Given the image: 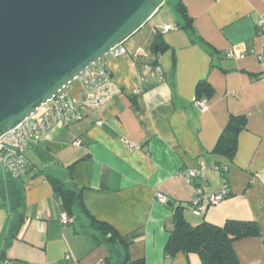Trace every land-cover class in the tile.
I'll list each match as a JSON object with an SVG mask.
<instances>
[{"label": "crops", "instance_id": "0c3cea01", "mask_svg": "<svg viewBox=\"0 0 264 264\" xmlns=\"http://www.w3.org/2000/svg\"><path fill=\"white\" fill-rule=\"evenodd\" d=\"M178 2L192 20L190 29L181 26ZM123 46L125 54L104 58L120 92L30 142L26 155L34 171L16 179L0 171V259L98 264L109 248L91 233L94 219L124 236L129 260L202 264L194 252L165 253L173 207L181 205L193 225L255 221L259 233L236 239L233 249L239 264H264V0H165ZM201 81L209 86L204 111L194 103ZM69 94L83 95L80 79ZM231 116L245 123L234 151L224 154L215 147ZM74 138L82 143L73 145ZM203 162L226 167L228 194L196 215L184 171ZM222 177L207 169L203 191H217ZM52 178L81 188L87 213L63 224Z\"/></svg>", "mask_w": 264, "mask_h": 264}, {"label": "water", "instance_id": "95a60500", "mask_svg": "<svg viewBox=\"0 0 264 264\" xmlns=\"http://www.w3.org/2000/svg\"><path fill=\"white\" fill-rule=\"evenodd\" d=\"M164 2L0 0V136L123 45Z\"/></svg>", "mask_w": 264, "mask_h": 264}, {"label": "built area", "instance_id": "2783aa9c", "mask_svg": "<svg viewBox=\"0 0 264 264\" xmlns=\"http://www.w3.org/2000/svg\"><path fill=\"white\" fill-rule=\"evenodd\" d=\"M165 31L167 28L161 30V32ZM125 53V47L118 45L112 48L108 54L118 57ZM140 54H142L141 49L136 52V55ZM226 55L230 57L232 54L227 52ZM77 79L82 82L83 95H70L69 84L62 88L53 99L42 104L29 117L0 136V171L6 172L15 179L20 178L27 171H34L35 168L26 155V147L30 142L42 141L53 125L67 126L80 120L86 110L100 106L113 99L120 92V88L113 81L111 71L104 58L86 67ZM194 103L201 111L207 109L205 98H194ZM71 143L80 145L82 140L74 138ZM131 145L138 147V145ZM209 168L220 172L226 171L225 166L220 167L214 162L210 164L203 162L199 166L184 171L187 181L193 184L190 207L196 215H203L208 207L217 205L228 194L227 179L224 176L222 177V185L217 191L208 194L203 191L201 182L204 172ZM158 197L162 198L160 194ZM60 220L63 224L69 223L70 216L66 211L61 213ZM1 264L17 263L5 258ZM98 264H104V261L102 260Z\"/></svg>", "mask_w": 264, "mask_h": 264}, {"label": "trees", "instance_id": "16d2710c", "mask_svg": "<svg viewBox=\"0 0 264 264\" xmlns=\"http://www.w3.org/2000/svg\"><path fill=\"white\" fill-rule=\"evenodd\" d=\"M175 8L183 22L181 26L190 29L192 20L187 15L184 6L178 2ZM208 87L206 82H199L195 98L208 95ZM244 123L245 119L242 116H231L218 139L215 150L224 154L233 152L237 133L243 128ZM221 173L225 177L224 172L221 171ZM50 181L61 199L64 211L69 216L77 217L80 213H87L81 199V188L54 178ZM89 225L94 238L109 248V255L104 260V264H143V260L128 259L127 241L110 225L94 219H90ZM258 233L259 227L253 220L228 219L223 225L203 220L193 225L185 219L183 207L178 205L173 207V227L169 232L165 253L173 256L178 252L185 254L194 252L198 254L202 264H239L233 249V242L236 239L255 236ZM4 259H0V264Z\"/></svg>", "mask_w": 264, "mask_h": 264}, {"label": "rangeland", "instance_id": "374dc122", "mask_svg": "<svg viewBox=\"0 0 264 264\" xmlns=\"http://www.w3.org/2000/svg\"><path fill=\"white\" fill-rule=\"evenodd\" d=\"M168 4V3H167ZM168 7H167V5H165L164 7H163V9H162V13H160V14H165L166 12H167V9ZM156 18V17H155ZM155 18L153 19V20H155ZM150 24H152V21H150L147 25H145V27L143 28L144 30L146 29V28H148L149 27V25ZM155 45H157V44H155ZM154 45V46H155ZM154 46H153V49H154ZM106 57V56H105ZM76 82V81H75Z\"/></svg>", "mask_w": 264, "mask_h": 264}]
</instances>
